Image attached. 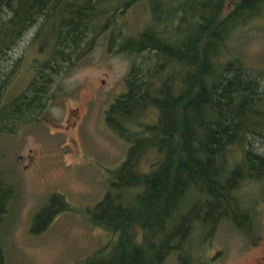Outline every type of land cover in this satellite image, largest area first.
<instances>
[{
  "label": "trees",
  "instance_id": "16d2710c",
  "mask_svg": "<svg viewBox=\"0 0 264 264\" xmlns=\"http://www.w3.org/2000/svg\"><path fill=\"white\" fill-rule=\"evenodd\" d=\"M227 1L0 0V66L35 28L31 79L10 100L4 90L15 67H0V132L41 112L56 78L100 34L108 31V47L115 46L116 23L136 7L143 11L128 34L116 31V52L133 59L124 92L104 112L106 129L128 146L125 159L85 212L107 238L73 264H209L200 254L220 225L251 232L247 190L259 187L264 199V73L226 42L238 24L262 13L264 0H238L222 16ZM10 193L0 181V216ZM58 201L66 209L51 195L30 234L42 230Z\"/></svg>",
  "mask_w": 264,
  "mask_h": 264
},
{
  "label": "rangeland",
  "instance_id": "374dc122",
  "mask_svg": "<svg viewBox=\"0 0 264 264\" xmlns=\"http://www.w3.org/2000/svg\"><path fill=\"white\" fill-rule=\"evenodd\" d=\"M237 2L228 0L222 16ZM141 11L136 7L116 23L114 34H110L115 46L108 47V31L100 34L69 73L56 78L48 92L51 99L41 112L35 111L9 131L0 132V181L11 189L0 216L4 264H73L105 243L106 235L86 222L85 212L102 198L110 171L125 159L128 146L106 129L104 112L124 92V78L133 59L116 52L120 40L116 31L122 28L121 35L128 34L140 20ZM34 29L25 33L0 66L4 72L15 67L4 90L8 100L31 79L34 50L29 40ZM231 32L228 51L264 73V9ZM247 191H251L250 214L254 216L251 232L244 235L220 225L211 244L201 252L200 261L264 264L260 260L264 256L263 193L255 186ZM53 194L62 198L66 209L59 210L58 201L51 207L58 211L45 224L40 222L42 230L30 234L33 216Z\"/></svg>",
  "mask_w": 264,
  "mask_h": 264
},
{
  "label": "flooded vegetation",
  "instance_id": "af4514ba",
  "mask_svg": "<svg viewBox=\"0 0 264 264\" xmlns=\"http://www.w3.org/2000/svg\"><path fill=\"white\" fill-rule=\"evenodd\" d=\"M260 260L264 263V256H262V257L260 258Z\"/></svg>",
  "mask_w": 264,
  "mask_h": 264
}]
</instances>
